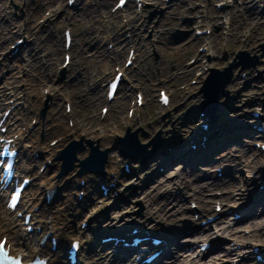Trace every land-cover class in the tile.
I'll list each match as a JSON object with an SVG mask.
<instances>
[{
  "label": "rangeland",
  "instance_id": "1",
  "mask_svg": "<svg viewBox=\"0 0 264 264\" xmlns=\"http://www.w3.org/2000/svg\"><path fill=\"white\" fill-rule=\"evenodd\" d=\"M14 1L16 0H13L10 12L14 15L16 11L17 16L20 12L21 20L20 17H10L14 18L15 22L17 21V23H19L21 27H24V24L27 22L28 18H36V22L34 23V26L36 28L34 29V31L37 32L39 38L37 42L35 40V42L32 43L31 47L39 48L41 46L43 48H39V52L45 51L42 53V55H46L47 53L49 54H47V56L43 58L45 61H47V64H41L42 59L39 58L38 53L32 54L31 58L27 61H23L18 57H14L11 60V71L6 70L4 76H12V79H15L16 81L21 79H28L29 81V78H31L33 81H35V86L33 85V88L35 87L34 93L38 95L40 94L41 96L43 95L44 98H47L48 96L52 98V94H56L55 96L57 101V96L60 93L66 95L68 93L72 102V112L74 114V119L77 120L79 124L85 121V123L87 124L86 127L89 128L87 134L84 136L86 139H91L93 135L103 134L101 130L96 131L95 128L109 129L112 123H117L119 120H121V118L125 117L126 106L130 103V99L126 95V90L124 92H119L115 101L109 103L108 113L101 120L99 119L98 111L99 107L104 102V92L100 93L96 92L93 89L90 90L88 79L84 81H82L80 78H77L75 81L70 80L68 76L72 72L69 70L71 66L66 70L65 78L68 79L66 83L62 82L61 78L58 76L57 67L62 63V54L64 50L62 48V40L60 45H58L57 40L55 41V38H53V36L58 33L61 37L63 28L65 27H70L73 30V39L75 38L72 46L73 57L71 62L72 64H75L81 58V64L86 66L84 75L87 76L91 70H97L98 73H101L106 66L112 69V66L114 64L121 65L126 50L123 53H120V49H118L117 46H114L113 49L116 54L103 55L102 49L105 46L96 47L94 45L93 34L100 29H103V32H101L104 33L107 29L105 26H103L102 23L106 22V20L102 21L103 13H101V16L99 17V11L102 10V6L97 3L98 0H96V3L95 0H84L81 4H77L73 7H68L65 0H21L22 7L19 6L21 7L20 10H18L16 4H14ZM114 1L115 0H105V2L107 3V6H105L107 7V13ZM153 1H156L157 3L156 5L152 6ZM222 1L224 0H214L213 2H211L212 5H206V8H208L209 12V24L207 25L212 29L211 34L205 40L209 47L208 63L206 66L210 68L223 69L230 63H237V65H234L231 69L232 78L230 82L224 86V90H227L229 92V95L227 97H231V105L228 107L224 106V98H220V96L224 94V91L216 90L219 93V97L217 100L218 111L216 112V116L217 119H219V122H215V127L218 128V132L222 137H218L219 140H215V142H212L213 146L211 149L204 152L199 151L198 155H195V152H191L189 156H183V151H186L184 149H188L187 131L190 130V127L193 126L195 121H201V118L199 116V109H191L187 112L186 110L190 107L193 101L198 105L201 99H203V91H201V87L204 84V81L206 80L209 72H204L202 75H200L197 78L196 84L188 85L189 91L186 95L183 94L182 90L178 87L185 83L188 84L191 77H193L194 72L190 71L189 74L185 75L183 73V75L180 74L179 77L176 78H172L171 75L173 72L182 68V64L185 60L190 58V56L196 55V47L203 40L202 38V40L196 42L193 41L194 36L190 31L191 29L184 28V23L186 22V20L193 19L194 15L196 14L197 10L195 9L196 7H199L197 6V3L200 1L169 0V2H166V0H147L146 5L143 8L144 17L148 18L150 14L155 10L162 8L161 17L159 19L157 16H155L149 22L147 19V21L140 26V28L145 26V29L141 30L140 28H137L138 32L140 34L142 33V36H144L145 39H149L152 37V35L148 36L146 30L152 29L156 21L158 22L155 24V27L161 21V31H164V33H162L161 36H155L157 40L154 44V48L148 46L146 41L144 45L147 52L141 55L139 60L135 63V68L129 69L127 71V81L139 87H142L143 90L146 91L145 94L147 96V102L141 108V112L138 118L131 119L127 127L125 123H122L119 126V129L121 132V136H124L126 128L129 129L130 132L134 133L141 126L142 131L138 132L137 138L142 142H146L148 140H153L159 137V140H161L162 142V152H160L165 155L159 158L153 157L151 159H148L143 164H140V158H130V166L132 169L135 168L134 173L131 174L130 177L123 178L121 180L122 183L119 185V188L124 191V195L132 197L129 204H126L127 206L131 205L134 208L133 203L136 201H140V204L135 207V211L142 210L143 213L147 214L146 210L148 209L151 212L155 213L156 210L159 211L160 207V214L163 221L157 222L159 221V219H156V224L158 223L157 227L159 229H163L164 231L170 229V224H174L175 226L179 225L176 217L181 216V214L183 215L187 213V207H189V203H187V199L189 197L188 193L194 192L193 188L188 187V184L190 185V183H195L194 177H204L203 175L206 173L204 171H208L214 168V166L219 163L217 162L219 161V158L224 159V164L236 161L238 158H246L249 156V153L246 152L244 147L246 148V146H248V142L246 141V139L250 133L244 129L240 132H234L230 130V127H225L224 124L232 125V122L239 121L244 125H249L250 123H252V120H250V113L255 110H259L261 114L264 115V14H258L260 13V6L259 8H257L256 14H254V16L251 15L252 12L248 7H236L233 11H230L231 15L228 14L230 19V21H228L229 23H231V36L228 37L223 34L221 20L216 23L215 18H213L215 17V13H227V11L230 10L216 11L217 9L215 8V4ZM235 1L238 2V0ZM262 1V5L264 7V0ZM5 3L6 0H1V9H4ZM253 5L257 7L258 3L256 5L253 3ZM66 7H68V9ZM128 7H130V4L127 5V9ZM237 10H239L240 12ZM39 12L40 14L38 15ZM128 12L129 11L125 12L124 15L128 14ZM187 13H190V15H182ZM88 16H90V18H88ZM133 16L135 15L133 14V12H131V17ZM182 16H185V18H182ZM223 16H225V14H223ZM114 17L120 21V18L115 14ZM44 19L47 21L44 22ZM89 21H92V23H89ZM7 26H9L8 23H6V25H3L1 29L4 30V27ZM47 27L48 29L46 30ZM17 37V35H13L12 39L3 44L1 49L4 50L7 44L9 42H12V40ZM140 42L142 41L140 40ZM38 44L40 45L39 47H37ZM238 51H244L248 54V58L244 59L245 61L250 60V63H256L253 66L241 69L242 64H240L239 60L236 58ZM220 55L222 56V59L219 58ZM50 62H52V64H49ZM22 63L28 65L29 72H26L27 74H22L17 71L19 70L18 64L21 65ZM0 65H3V61H0ZM50 66H52L54 69V71L52 69V73L56 72V75L54 77L53 74L51 77L46 76L47 74L45 71H50ZM173 66H175V69L170 71L171 67ZM239 72H241L242 77H240ZM89 76H91V74ZM162 77L169 78H163L164 81L160 83L159 79ZM16 81H14L13 84L17 83ZM157 82H159L158 86ZM24 83L25 88L30 87V85L27 84V80H25ZM45 86H52L55 89L54 92L52 94L45 95L44 93H42V88H44ZM122 88H125V85H123ZM159 88H164L171 94L170 107H164L162 110H159V103L157 100V90ZM100 95H102V99ZM52 103L55 102L50 100L47 102L46 106L42 108V110H44L45 112V116L48 109L49 114L53 110L54 106H52ZM185 112L187 113L188 122L185 123V125L187 126L181 125L183 123ZM221 113H223L222 118H219V115ZM237 116L238 119L234 120V118H236ZM146 129L148 132H146ZM155 129L158 130L157 134H154ZM107 134L109 135V133ZM245 137L246 139H244ZM49 138L50 136H47L44 142ZM223 139L226 141V143H229L227 146H224V143H220L221 141H223ZM168 140H171L170 142H172L173 140L172 145L169 146L179 145V148H177V150L175 151V158L173 157V159H171L174 161L173 163H171L172 166L166 167L165 165L163 171H158L159 163L161 165H164L163 160L166 158L165 156L169 155L170 152L171 147L166 146ZM106 141V137L101 138V141L99 142L100 148H110L111 145H106ZM223 146L224 148H222ZM119 149L120 146L114 149L113 152H109L105 170L114 169L117 165L118 174H122L125 177L127 175L123 174V165L121 166L122 162L119 159L120 163H118L117 160ZM148 149H150V147H148ZM217 149L220 150V152L217 153L219 155L215 154L212 158L209 157V159H206V161H204L203 163L198 164V159L202 158L205 155H210L212 151H215ZM178 157H182L183 160H180ZM122 158L124 157L122 156ZM183 163L187 164L185 169H183L182 167ZM260 166H264V155H259L257 161H255V163L251 167L258 169ZM249 170L250 169L247 168L244 170L245 172L241 170L237 172L235 171V169L229 168L225 170V176H227L225 180V176L222 177L218 181L217 185L211 184L209 178L211 176L209 174L205 177V179L199 180V183H202L205 187L207 186L205 189L202 188L203 192H210L211 190L228 191L236 187H239L241 189L243 187L247 188V186H249V190H251L253 193L252 198L259 199L263 196L260 192V189H258L257 187L259 182H261V172L259 171L255 175V183L250 187L249 181L251 179L247 175L249 174ZM227 173H229V175ZM171 174H173L176 179L181 181L184 193L182 191L181 194L177 195V201L174 205L175 208L166 211L165 209L167 207V202L162 201L163 197L159 194L162 189H160L159 187L162 186V182L168 180V177L172 176ZM211 175L213 176V173ZM92 177H94L95 179L97 178L96 176ZM231 180L233 183H231ZM139 182L141 183L140 185ZM207 182L210 183L208 184ZM165 183L170 184V182ZM246 183L247 185L244 186V184ZM96 186L97 185H95V189L93 191L96 195L92 194L90 199L93 201H95V198L96 200L97 198H100V192L98 188H96ZM125 189H127V191H125ZM137 189L139 191H137ZM228 194L229 192H227V197H229ZM237 201L241 202L244 200L240 198ZM152 202H154V204L150 205L149 203ZM180 202L182 203V211L178 212L177 204ZM211 204L213 207V202H211ZM261 204L259 203V205ZM259 205L257 204V206L255 207L257 208V210L260 209ZM120 207H125V205H120ZM92 209L93 207H85L83 209V212H81L79 217H77L76 220L73 221L71 226H77L81 219L86 218V216L90 214L92 215L95 212H97L101 216L103 215V217H107L106 219H104V221H107L110 220L109 216L112 211V214H115L119 210L118 208L116 210H114V208H105L99 211H97L96 208H94V211ZM223 211H226V209H224ZM207 212L211 213L212 211L208 210ZM256 212V209H252V211L250 212V216L254 219V221L259 219L257 218V216H255ZM223 215L224 217L221 218V224L223 226H226L227 220L230 219V214L227 215V213H225ZM188 216H191V214H189ZM262 222H264V220ZM254 224L256 223L251 222L250 226H253ZM239 225H244V222H240ZM239 225L235 224L237 230L240 228ZM71 226L68 229L69 233H72ZM232 229L234 230V228ZM201 231L203 230L200 229L198 231H194L191 234L184 235L185 237L184 239H182V245H185L187 238H189L190 236H198ZM183 232V227L180 226L179 228H176L174 231H172L171 235L176 234L177 238H179L181 237L180 235H182ZM206 232H208V230H206L205 233ZM238 234H240L239 237H243L247 241L251 240V238L258 239V241L264 245V231L256 232L248 237L242 236L241 232H238ZM178 240L176 241L179 242ZM176 241L175 244H177ZM97 244H99V241L97 240L96 243L93 242L91 244V247H94L96 249L95 253H97V250L100 248ZM63 249L64 245H62V247L60 248V259L58 264H66ZM212 253L209 254V256H205L204 258H202L201 262H209L214 260V258L212 257V255L214 254ZM170 256V252L168 254H165L159 264H164L165 261L173 258ZM97 257L98 256L96 255L93 257L90 252L88 255H85V259L88 264H95V262L97 261Z\"/></svg>",
  "mask_w": 264,
  "mask_h": 264
},
{
  "label": "bare ground",
  "instance_id": "2",
  "mask_svg": "<svg viewBox=\"0 0 264 264\" xmlns=\"http://www.w3.org/2000/svg\"><path fill=\"white\" fill-rule=\"evenodd\" d=\"M77 1H79V0H77ZM212 1H214V0H208V2H212ZM248 1L249 0H241L240 8H244L245 3ZM95 3H96V0H95ZM97 3H99V5L102 6V10L104 12L107 10V7H105V6H107V3L105 2V0H98ZM15 4H16L18 10H20V8L22 7L21 0L20 1L16 0ZM6 6L7 5L5 3L4 8H6ZM19 6H21V7H19ZM236 7H239V5H236V3H233L230 7V10L227 11V14L231 15L230 11H233ZM237 11H239V10H237ZM206 13H207V11H206ZM18 14L20 16L18 15L17 17H20V20H21L20 12ZM39 14H40V12L38 13V15ZM254 14H256L255 10L252 11L251 15L254 16ZM105 15H107L109 19H112L111 17H113V15H110V14H105ZM214 16L215 17H213V18H215L216 23L221 20V16L219 15V13H215ZM135 18L136 17L127 20L125 26L133 25L132 21H134ZM35 22H36V18H34V19L28 18L27 22L24 24L23 31L29 37L31 35H33L32 31H33V26H34ZM6 23H8L9 26L4 27L5 28L4 30L1 29V27L3 25H6ZM223 23H225L224 26H229V30H230L231 23H230V25H228L226 22H223ZM11 26H14L13 31L8 30V28ZM184 28H188V25H185ZM23 31H22V28L19 25V23H17V21L15 22V19L10 17V13L5 12V9L1 10V0H0V58H1V61H3V65L0 66V74L2 71L7 70L8 67H10L12 65V63H11L12 56H13V58L18 57L20 60L23 59L24 56L22 57L20 54H17V53L12 54V49L10 46L14 42L13 43L10 42L7 45V47H5V49L7 48L8 51L3 52L5 50L1 49L2 45L5 44L6 42H8L10 40V38L12 37V35L22 32L21 36H23V34H24ZM110 36L106 37L105 40L110 39ZM34 39H37V38L34 37ZM56 39H57L58 45H60L61 39H60L58 33L56 34ZM16 40H14V41H16ZM199 40H202V39H199V38L194 39V41H199ZM22 45L23 44H21V46ZM21 46L19 48H21ZM128 46H129V42L125 41L122 48H121V52H123L126 49V47H128ZM41 48H43V47H41ZM102 53L104 55V51ZM200 56L201 55L199 54L198 57H200ZM25 57L27 59H29L31 57L30 53H28ZM139 57L140 56H137L135 58V61H137V58H139ZM239 63H241V62L239 61ZM27 66L28 65L25 66L23 64H21V65L18 64L19 72L22 71L25 74H27L26 72H29L27 69ZM76 67L80 68L79 78L82 81H84L85 76H86V75H84V71L86 70V67L78 64V65L72 66L71 69H74ZM50 69H52V68L50 67ZM105 69L107 71H109V68H105ZM174 69L175 68L171 67L170 71H172ZM45 72L47 74L46 76H49L50 71H45ZM186 73L189 74L190 70H188ZM4 74L5 73H3V75L1 76V79H3V80L0 79V114L5 109L9 108L11 105L18 103V102L25 105L26 106L25 110H27V113L25 114V113H23L21 105L16 106L11 111L10 116L8 117L7 122H6V124L8 125L7 134L10 137L14 138L16 146L18 145L20 148V152H19L20 163L18 164L17 171L20 174H24L26 176H30L33 178L32 183L28 186V188L24 192V197L22 199V204H21L20 209H24L27 207V210L31 211V210H33V208L35 206L40 207V209L37 210L36 212L33 211L32 220L35 221L36 225L41 228V232L37 235L35 233L27 234L25 232V227H22L21 220L16 218L14 214H9L3 208V196H0V235L5 233L8 236L7 239L9 240L11 247H12L11 254H15V252H20L24 257V260H28V259H30V256H34V255L39 254L40 256H44V257L48 258V260H49L48 264L59 263L60 248L62 247V244L66 243V240H68V238H71V237L78 238L80 241V244H81L80 251H79L80 252L79 253L80 254L79 255L80 262L82 264H88V262L85 259V255H88L90 252V254H92V256L94 257L95 255L98 256V254L101 253V251L99 249L97 250V253H95L96 249L94 247L92 248L91 244L94 242L93 236H95V238H96V235H94V234L99 233L98 229L100 228L99 226H101V223L99 222L100 219L104 220L107 217H105V216L103 217V215L101 216L97 212H95L94 214H92V215L90 214L87 216L89 218L87 228L81 229V225H79V227L74 230V228L71 226V224L73 223V221L77 217H79L80 213L83 212V209H81V207L79 206V203H81V202H79L80 200L77 199V194H78L77 191H78V189L86 191L88 194H87V196L85 195V199H83L81 201H82V203H84L86 201H87V203H89L90 200H88V199L91 197V193H92L91 190H92V183L93 182H91V177H89L90 175L89 176L86 175L84 177H81V176H78L76 174V171H77L76 168L79 165L78 161H76L74 163V166L72 167V171L69 174L59 178L58 177V169H59V166L61 165V162H56V159H54V158L56 156V152L58 149L65 146V144H67V142H69L70 139H73L74 141L80 140L79 138L81 136L84 137L87 134L89 128L86 127L87 124L85 123V121H83L79 124L77 121H74L72 118H71V120L73 121V126L70 127L67 125V123L65 124V123L61 122L64 119V117L62 115H64L65 118L67 115H65L64 113H61L60 111H57L55 113L52 112L49 114V109H48L46 111L47 112L46 116L45 115L41 116V119L38 122V124L35 125L33 129H30V127H31L30 121L33 118L35 119V116H37L38 111L40 112L42 110V108H44L46 106L47 102L50 100L46 99V101H43L42 96L34 93L35 87L33 88V85L35 86V81H33L31 78H29V81H28V79H24V81L27 80V84L30 85V87L25 88L23 86L22 87L23 90L21 88V90L18 92V89L15 87V85H13V82L16 80L12 79V76H9V75L4 76ZM51 74H52V71H51ZM90 74H92L90 79L92 77L97 78V72L95 70H92L90 72ZM93 80H95V78L91 79V81H93ZM99 86H101V83H99ZM132 89H133V87L131 86V88L129 90H132ZM50 90L51 89H49V91ZM51 94H52V92H51ZM63 97H64L63 95L60 96V101L63 99ZM24 100H25V102H24ZM29 109H31V111H32L31 113H29ZM128 110L133 111L132 117L139 113V108H138L136 102ZM67 118H68V116H67ZM121 120L123 121V123H127L129 121L128 117H123V118H121ZM121 120H119L117 123H114L110 127L109 130H104L102 132L103 133L102 135H93L91 137V139L94 141L99 139L101 141V138L106 137V139H107L106 145H111L110 151L113 152L114 149L118 148V146H114L113 141H116L117 135L121 134L120 129H119V126L122 124ZM186 122H188L187 121V115H185L183 117V123L181 125L187 126V125H185ZM154 127H156V126H154ZM243 129L247 130L250 134L253 133V136L251 137V139H254L255 136L257 135L256 133L253 132V130L251 128H244V127H238L237 126V127H234L233 129H230V130H232L234 132H240ZM138 132H139L138 130L135 131L136 134H134V135H137ZM146 132H148L147 129H146ZM107 133H109V135ZM47 136H50L51 140L50 141L47 140L44 142V140ZM130 137H132V134L130 135ZM133 137H135V136H133ZM218 137H222V136L219 135ZM211 139H212L211 141H213L214 138H211ZM157 140L158 139H156V141ZM51 141H56L55 146L50 147L49 143ZM220 143H224V146H227L229 144V143H226L225 140H223ZM83 144L86 148L84 147L82 150H78V152H77L78 157H83L87 153L88 144H87L85 139L83 140ZM169 145H172V144L171 143L166 144V146H169ZM224 146L222 148H224ZM177 148L178 147L172 148L174 150V152L172 154L167 155L168 157L165 156L166 157L165 161L167 160V162H164V164L165 165L167 164L166 167L172 166L170 161H171V159H173L175 151L177 150ZM244 149L246 150V152H248L252 149V147L247 146V148L244 147ZM34 153H38V156L35 157L33 155ZM189 153H190V151H189ZM164 155L165 154H163V153H159L157 157H163ZM122 156H123V154L118 155V158H117L118 163H120V161L123 160ZM249 156H254L253 151L249 154ZM220 157H222V156H220ZM119 159H120V161H119ZM46 161H51L52 163H51V165L47 164L45 166V168L43 169V171L40 172L39 168L44 163H46ZM53 161H55V163H53ZM204 161H206V159L202 160V161H197V162L203 163ZM249 162L255 163L254 160H250ZM227 174L229 175V173H227ZM178 176H179V174H178ZM224 176L225 175H223V177ZM226 177L227 176L224 177V180ZM209 178H210L211 184H213V185H217L218 181L220 180V179L217 180L215 174H213V177H209ZM80 179L85 180V184L83 186H81V184H79ZM110 179H111V177H109L107 179L105 177L103 178V180H105L107 187H109V185L112 183ZM203 179H205V177H201V178L194 177L195 183L194 184L190 183V185L188 184V187L193 188V190H194V192L192 194L194 201H196L200 206L199 216L201 214H209L210 213V212H204L205 209H211L210 203H206V202H213L215 200H219V201L225 200L224 198L226 197V195H224L225 197H219V198L213 199L214 198V196H213V197H210V200L206 199L205 198L206 196H204V193L206 195L209 193L203 192L202 188L205 189L207 186L205 187V186H203L202 183H199V180H203ZM232 180H233V178H232ZM232 180H231V183H233ZM210 182H207V183L209 184ZM159 188L162 189V195H168L167 198L163 197L162 201L167 202L169 204L168 201L171 200L170 199L171 193H170L169 187L162 185ZM236 188H232V189H236ZM47 190L54 192L53 199L49 205H47L45 203L46 202L45 192ZM211 191H214V190H211ZM121 192L124 193V191H122V190H121ZM224 192L226 193V191H224ZM236 192H240V189L236 190ZM108 193H109V190H108ZM183 193H184V190H183ZM131 198H132L131 196H128L126 203H123L122 205L129 204ZM106 199H103V201H101V204L97 208L102 209V208H106V206H108V205H111V203H109V201L105 202ZM176 201H177V199H176ZM217 203L220 204L219 202H217ZM259 203H261V197L259 199H256L255 201H252L250 203V205H247L248 201L244 200L241 202H238V201L234 202L230 205V207H232L234 209L244 208L243 212L244 213L247 212L248 216H250V212L252 211V209H256V211H257V208H255V207H256V204L259 205ZM149 204L152 205V204H154V202L149 203ZM138 205H139L138 203L135 204V207ZM225 207H226V205H223V208H225ZM259 207H261V209H262V208H264V205L261 204V205H259ZM177 208L176 209L178 212L182 211V203L181 202L177 204ZM160 210L161 209L159 207V211L155 212L154 214H152V212H150V214H151L150 217L153 216L154 218L155 217L162 218L161 214H160ZM222 217H224V215H222L221 218ZM261 218H264V210L261 211ZM127 220H128V218L126 219L125 222L128 223L127 224V226H128L130 224H133L134 221L137 219L133 218V219H131L130 222H128ZM145 220H147L146 216L143 218V221L140 222V228L146 229V232H148V228H149V226H152V224L150 222H146ZM154 220H156V219H154ZM258 220L252 221V222L256 223L253 226H256V228H258V229L262 228L261 231H264V226H260V221H258ZM123 221H124V218L120 221V223H116V222H114V220H112V221L109 220L107 222L108 223L107 225L109 226L110 230L116 229L115 226L121 224ZM230 221L229 220L227 221L226 227H223V229H225V230L222 231V233H227V232L230 233V232L236 231V230L232 229L233 228L232 222H230ZM105 222L106 221H104V223ZM70 226H71V232L72 233H69V230H68L70 228ZM253 226H250V227H253ZM150 228H152V227H150ZM247 229H249L248 226H247ZM87 231L92 233L91 234L92 239H89L88 236L86 235ZM253 231H256V229H254ZM46 233H48L51 237H53L56 240V243H55L56 247L54 250L50 249V246H51L50 237L47 239L45 244L40 245L39 241H40L41 237ZM185 235H187V234H185ZM230 236L234 237V235H230ZM207 237H208V235H207ZM182 239H184V235H181V237L178 240L179 242L176 241L177 244H175V241H172L171 244L169 245L167 251H165L164 254L161 255L163 257L165 254H168L170 252V254H171L170 257H173V258H170L169 260L165 261L164 264H180V262H181L180 261V255L181 254L179 252L182 251L183 247L186 245V244L184 246L182 245L183 244ZM186 240H191V239L187 238ZM233 240H237V239L234 238ZM202 242L203 241L201 240L200 243H202ZM238 243H241V241H237L232 246V248H235L233 250L231 249L230 245L228 248L223 249L222 250L223 254L226 255L227 258H229L231 256H232L231 259L237 258V255L239 254L240 250L238 248H236L235 246H237ZM146 244H150V243L147 242ZM97 245L99 247L101 246V244H97ZM242 245H244V244H242ZM155 248L156 247H154L153 249H155ZM221 248H225V247L221 246ZM105 252L107 254H110V257L112 259L114 258L113 257L114 254H113L112 250H109V252L107 250ZM245 252H247V251H245ZM190 254H194V251L191 253H185L186 257L190 256ZM202 254L203 253H201V251L197 252L198 257H202L203 256ZM101 255H102V258L104 260L108 256V255H106V257H103L104 254H101ZM136 255H137V253H136ZM99 258H100V256H99ZM89 259H90V256H89ZM240 259H242V258H240ZM114 260H115L114 263H116V262H119L121 259L118 256ZM160 260H161V257L157 260V262L155 264L159 263ZM238 263H234V264H238ZM95 264H99V263H95ZM190 264H195V261L192 260ZM230 264H231V262H230Z\"/></svg>",
  "mask_w": 264,
  "mask_h": 264
},
{
  "label": "water",
  "instance_id": "3",
  "mask_svg": "<svg viewBox=\"0 0 264 264\" xmlns=\"http://www.w3.org/2000/svg\"><path fill=\"white\" fill-rule=\"evenodd\" d=\"M244 52L239 53V57L242 58ZM242 61V60H241ZM236 64H230L229 68H225L220 71L217 69L212 70V76L207 81L206 85L202 88L206 92V100L202 103V110H204L208 115L214 117V112L216 111L218 104L217 100L219 97L218 91H214V88L219 86V90H223V87L229 82V78H231V68ZM246 64H243V67H246ZM216 89V88H215ZM224 95L227 94V91H224ZM209 103H212L213 107H209ZM132 134V138L130 135ZM135 133L127 130L126 136L122 137L120 143V151L125 155H133L132 146L134 145L136 148H139V142L136 137H134ZM91 142L88 141L90 152L89 155L83 160H78L77 152L78 150H82L85 146L82 142L72 141L69 143L63 150L60 151L58 158L62 161L61 164V173L60 175L69 171L76 161H79L80 171L79 173H83L86 169H93L96 172L103 173V163H105L107 157L108 150L104 152H100L97 146H94Z\"/></svg>",
  "mask_w": 264,
  "mask_h": 264
},
{
  "label": "snow or ice",
  "instance_id": "4",
  "mask_svg": "<svg viewBox=\"0 0 264 264\" xmlns=\"http://www.w3.org/2000/svg\"><path fill=\"white\" fill-rule=\"evenodd\" d=\"M123 2H124V0H121V3H123ZM119 79H120V77L118 76V77L116 78V80L118 81ZM111 88H112L113 90L116 88V83H115V82L111 85ZM3 247H4V244H3L2 242H0V250H2ZM18 264H19V262H18Z\"/></svg>",
  "mask_w": 264,
  "mask_h": 264
}]
</instances>
